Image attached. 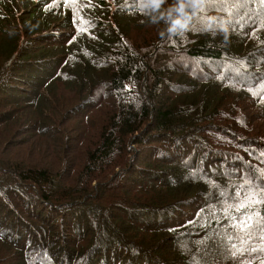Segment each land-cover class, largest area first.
<instances>
[{
  "label": "trees",
  "instance_id": "16d2710c",
  "mask_svg": "<svg viewBox=\"0 0 264 264\" xmlns=\"http://www.w3.org/2000/svg\"><path fill=\"white\" fill-rule=\"evenodd\" d=\"M28 8L31 16L21 18ZM139 24L143 43L122 33ZM39 32L64 38L24 46ZM9 35L10 42L0 40V53L8 54L0 57L1 100L25 98L8 84L16 70H35L32 57L42 51L38 59L52 61L41 76L48 90L78 78L94 86L91 109L104 108V100L111 113L94 140L84 120L73 125L57 111L55 120L20 127L26 143L56 138L71 166L0 163V245L9 254L21 264H51V250L71 246L54 264H264V128L218 113L226 96L242 93L264 107V0H0V37ZM182 57L212 73L179 65ZM132 96L135 103H127ZM11 118L12 111L0 113V125ZM217 132L238 147L219 143ZM138 143L156 148L139 167L142 183L102 181L117 158L129 164L130 144ZM79 170L83 178L74 179ZM23 196L30 204L16 199ZM67 208L76 228L59 224Z\"/></svg>",
  "mask_w": 264,
  "mask_h": 264
},
{
  "label": "rangeland",
  "instance_id": "374dc122",
  "mask_svg": "<svg viewBox=\"0 0 264 264\" xmlns=\"http://www.w3.org/2000/svg\"><path fill=\"white\" fill-rule=\"evenodd\" d=\"M47 1L51 6V0H45ZM59 3L63 0H57ZM20 9L26 8V6H29V4L24 3V5L17 4ZM29 12L22 15L21 18L24 16L26 18H29L31 16V13L33 10L31 8H28ZM35 11L39 10L38 7L34 9ZM21 12V10H16ZM56 14H62L61 11H57ZM65 15V14H64ZM7 14H5V18ZM53 19H61V15L52 16ZM26 20H21L20 23L23 25L26 24ZM65 21V20H64ZM63 21V22H64ZM62 22V23H63ZM61 23V24H62ZM132 31L126 32L124 28H122V33L126 36L127 34L133 38V41L135 43H140L144 41L145 39V33L138 32L140 30V24L137 26H131ZM155 29L159 30L158 26H155ZM73 31V29L71 30ZM21 36V35H20ZM59 35H54L52 32H39L36 36H27L25 38L24 46H27L31 44L32 46H46L50 45L53 46L57 44L56 42H62L63 35L57 39ZM124 36V38H125ZM13 38V35H9V38L7 37H0V40H6L7 42H10V40ZM34 41V42H33ZM33 42V43H32ZM38 50V49H34ZM44 52H37L35 53V56H33L32 63L36 66L35 70L34 68H30L29 71H21L16 70V75L14 76L15 80H13L10 84H8V87L11 90L17 89V94L19 90H24L25 98L18 99L15 96L3 98L6 100L0 99V113L2 112H8L12 111V118L8 125H0V163L5 162L7 159H11V162L18 165L25 164L24 167H40L44 168L46 166L51 167L52 170L55 171H67L69 166H71V163L69 159L66 156L65 159V153L62 151V148H56V144L58 140L56 141V138H47V137H39L37 136L36 139L28 140L29 143H26L25 140L27 139L23 133L24 131L20 127L25 125L27 127L32 126L34 121L38 120L39 117L47 118L55 120L59 116L55 112L57 111L61 116H64V119H69L70 124H78L79 121L84 120V131L86 133L92 134V140L97 139L100 130H97L101 128L102 124L105 123V121L111 116L110 109L108 102L106 103L103 99L101 106L104 107L102 109H91V103L95 101V97L91 94H89V91L93 89V87H87L81 83L78 82V78L76 81L70 82L67 80H61L59 84L55 85L53 88L48 90L45 87V80L46 78H43L41 76L47 77L49 73L51 72L50 66L52 65V61L48 59L45 60H39L38 57ZM7 55H3L0 53V57L2 59H5ZM60 60L64 57H60ZM178 62H180L179 65L188 64L193 65L197 70L195 73H199L200 75H205L204 72L212 73L208 70H203L201 68H198V64H195L191 62L187 57H182ZM183 62V63H182ZM19 64V63H18ZM204 71V72H201ZM71 77L75 72L69 71ZM193 73V72H192ZM96 75V74H95ZM213 75V74H209ZM250 77V76H249ZM235 79L239 80V77H235ZM89 83V81H88ZM44 84V86H43ZM258 86V83H256ZM129 89L131 90L133 88V85H129ZM14 92V91H13ZM138 90L135 88L132 89L133 95L136 94ZM234 93V92H233ZM98 94V93H97ZM167 96H169V99L174 100V95H172L170 92L166 93ZM258 94V93H257ZM100 94H98L99 96ZM88 97V99H87ZM227 97V105H221L218 107L219 115L223 116V114H233L236 115L237 118L245 120L247 124L254 123L256 125H259L260 127L264 128V107L263 109H259V107L255 104L254 96L248 95V97L242 93V96L237 99L234 97ZM85 99L87 101L85 102ZM90 100V101H89ZM38 102V104L36 103ZM49 101V102H48ZM8 103V104H7ZM17 103L19 106L16 107L14 105ZM49 103L51 104L52 110H49ZM129 104H134L133 96L128 100ZM230 103V104H229ZM232 103H235L237 105V110L234 108V112L231 110ZM144 104V102H143ZM6 105V106H5ZM25 105V106H23ZM40 106H46L43 108H39ZM19 107H23V109H20ZM25 107V108H24ZM100 107V106H99ZM39 108V109H38ZM79 108V109H78ZM54 109V110H53ZM20 110H23L22 112H19ZM262 110V111H261ZM39 111V113H38ZM86 116H88V120H86ZM28 121L31 122V124L28 123ZM38 125H42L41 122ZM62 132V130H59ZM233 132V131H231ZM67 135L70 137L72 135H75V132H70V130H66ZM264 138V135H263ZM217 140L219 143L225 144L224 146L227 148H234L238 147L233 143V141L225 136L224 134H220L217 132ZM64 142V139L62 140ZM22 142H25L23 145ZM261 146H264V139L260 144ZM131 147H133L134 151H131ZM156 149L154 146L150 145H142V144H130V156L127 157L129 159V164H127V161H124V159L117 158L118 164L109 171L101 180L107 183H117V179L120 177V180L123 183L126 184H135V187L142 183V176L139 170V167L141 168L144 165L143 158L145 156H148L149 150ZM255 150L258 148H254ZM136 150V151H135ZM152 152V151H151ZM139 153H141L140 158H138ZM75 155L74 153H72ZM124 161V162H123ZM120 163V165H119ZM127 164V165H126ZM126 165V166H125ZM129 170H134L133 174L128 173ZM114 175H113V174ZM122 175V176H121ZM125 175V180L122 179ZM71 176V175H70ZM74 179L80 180L83 178V175L81 173V170L77 172L74 176ZM69 184L72 183V186L75 184L76 181L71 180V182H68ZM95 186H97L98 182L95 181ZM118 190L120 188L116 187ZM9 197H13L12 195H9ZM21 199L25 205L29 203V199H31L30 196H23ZM0 203L6 205L4 201H0ZM51 209V208H48ZM67 208L65 210H60L61 213V219L59 221V224L63 225V227L67 228H76V220L74 222H71V209ZM52 210V209H51ZM52 212H54L52 210ZM116 215H120L119 213H116ZM12 220H16V216L14 214H11ZM53 218V215H51ZM59 219V217L57 218ZM0 225V231L1 230ZM58 240L63 246L64 244L60 241V236H58ZM16 237L12 235L11 240H14ZM13 244H11L12 246ZM71 246L64 248H55L50 251V256L54 259L55 255L60 256L64 255L67 250H69ZM7 248L5 246L0 245V264H21V261L13 254H9L6 250ZM13 253V252H12ZM53 259H48L47 261L51 264H54ZM105 260L101 259L99 261L100 264H104ZM62 262H60L61 264Z\"/></svg>",
  "mask_w": 264,
  "mask_h": 264
},
{
  "label": "snow or ice",
  "instance_id": "6c2138e0",
  "mask_svg": "<svg viewBox=\"0 0 264 264\" xmlns=\"http://www.w3.org/2000/svg\"><path fill=\"white\" fill-rule=\"evenodd\" d=\"M259 202V201H258ZM244 205H240V207H243ZM249 219H251V217H249Z\"/></svg>",
  "mask_w": 264,
  "mask_h": 264
}]
</instances>
